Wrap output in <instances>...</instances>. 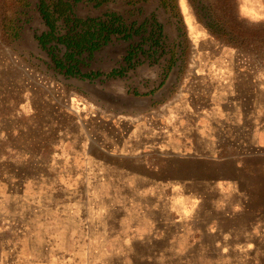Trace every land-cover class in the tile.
<instances>
[{
  "label": "rangeland",
  "instance_id": "rangeland-1",
  "mask_svg": "<svg viewBox=\"0 0 264 264\" xmlns=\"http://www.w3.org/2000/svg\"><path fill=\"white\" fill-rule=\"evenodd\" d=\"M168 3L185 64L144 101L47 70L0 0V264H264V0Z\"/></svg>",
  "mask_w": 264,
  "mask_h": 264
},
{
  "label": "flooded vegetation",
  "instance_id": "flooded-vegetation-1",
  "mask_svg": "<svg viewBox=\"0 0 264 264\" xmlns=\"http://www.w3.org/2000/svg\"><path fill=\"white\" fill-rule=\"evenodd\" d=\"M168 1L35 0L43 28L33 38L47 70L89 93L150 97L185 64L184 25Z\"/></svg>",
  "mask_w": 264,
  "mask_h": 264
},
{
  "label": "trees",
  "instance_id": "trees-1",
  "mask_svg": "<svg viewBox=\"0 0 264 264\" xmlns=\"http://www.w3.org/2000/svg\"><path fill=\"white\" fill-rule=\"evenodd\" d=\"M220 26V28H219ZM11 29H14L13 27H10ZM210 28H213V30L215 31H220L222 30V32H224L223 30V27L220 25V23H214L213 25L210 26ZM221 32V31H220ZM14 34V33H13Z\"/></svg>",
  "mask_w": 264,
  "mask_h": 264
},
{
  "label": "crops",
  "instance_id": "crops-1",
  "mask_svg": "<svg viewBox=\"0 0 264 264\" xmlns=\"http://www.w3.org/2000/svg\"><path fill=\"white\" fill-rule=\"evenodd\" d=\"M243 124H244V123H243ZM242 128H245V129H247V126H245V124H244V127H242ZM245 129H244V130H245ZM245 133H246V132H245ZM245 139H246V138H245ZM245 139H244V140H245ZM244 140H243V141H244ZM246 144H247V143H246ZM246 144H245V145H246ZM251 144H252V142H250V144H249V145H251Z\"/></svg>",
  "mask_w": 264,
  "mask_h": 264
},
{
  "label": "water",
  "instance_id": "water-1",
  "mask_svg": "<svg viewBox=\"0 0 264 264\" xmlns=\"http://www.w3.org/2000/svg\"><path fill=\"white\" fill-rule=\"evenodd\" d=\"M153 96H150V97H148V98H146V99H144V101H147V100H151V98H152Z\"/></svg>",
  "mask_w": 264,
  "mask_h": 264
}]
</instances>
